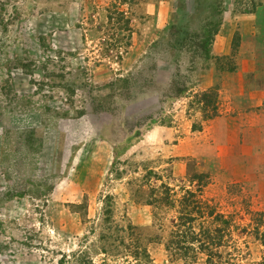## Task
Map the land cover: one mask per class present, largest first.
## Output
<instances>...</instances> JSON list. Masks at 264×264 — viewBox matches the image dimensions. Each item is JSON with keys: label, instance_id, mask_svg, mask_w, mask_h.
Instances as JSON below:
<instances>
[{"label": "rangeland", "instance_id": "obj_1", "mask_svg": "<svg viewBox=\"0 0 264 264\" xmlns=\"http://www.w3.org/2000/svg\"><path fill=\"white\" fill-rule=\"evenodd\" d=\"M8 3L0 264H261L264 0Z\"/></svg>", "mask_w": 264, "mask_h": 264}, {"label": "trees", "instance_id": "obj_2", "mask_svg": "<svg viewBox=\"0 0 264 264\" xmlns=\"http://www.w3.org/2000/svg\"><path fill=\"white\" fill-rule=\"evenodd\" d=\"M15 0H0V28H4L6 25H4L3 23V19L1 17V14L5 12L6 10V7L9 6L8 2H14ZM12 17H10L11 19ZM9 22V21H8ZM175 92L177 95V97L180 96V94L184 93L185 92V89H180V88H175ZM193 102L196 103L198 106H199V109L202 113V117L205 119V120H212L216 117L219 116V102H218V92L217 90H207V91H202V92H198L196 94L193 95ZM190 196H194L192 195L191 193H189ZM199 205H204V203H199ZM214 215V212L213 211H210L208 213V218H213V221L215 222V224H219V226H222V227H227L229 225V222L228 221H225L222 217V215H216V216H213ZM224 229L222 228H219L217 227L213 233L215 234H219L223 231ZM190 234V233H189ZM257 234H258V239L261 243V245L264 247V232L263 233H260L259 231H257ZM190 235H193V231ZM202 235L205 237V239L208 241V243L210 245H213L215 244L214 240H216V238H212L214 237V235L212 234V231L210 229H207V230H204ZM180 238V240L176 243V245H181L182 243H184V241L182 240H186V238L184 236H178ZM177 237V238H178ZM174 244V243H173ZM219 259H221V257H218ZM207 264H232V263H229L227 261H225V263H221V262H215L212 261L211 258H208L207 259ZM261 264H264V261L261 263Z\"/></svg>", "mask_w": 264, "mask_h": 264}, {"label": "crops", "instance_id": "obj_3", "mask_svg": "<svg viewBox=\"0 0 264 264\" xmlns=\"http://www.w3.org/2000/svg\"><path fill=\"white\" fill-rule=\"evenodd\" d=\"M236 141V138H235V140H234V142Z\"/></svg>", "mask_w": 264, "mask_h": 264}]
</instances>
